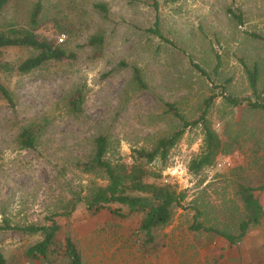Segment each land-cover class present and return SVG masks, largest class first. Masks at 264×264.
Segmentation results:
<instances>
[{"label":"rangeland","instance_id":"obj_1","mask_svg":"<svg viewBox=\"0 0 264 264\" xmlns=\"http://www.w3.org/2000/svg\"><path fill=\"white\" fill-rule=\"evenodd\" d=\"M232 11L241 13L240 22ZM156 19L162 38L148 30ZM11 27L29 30L75 57L49 60L22 73L18 65L38 51L1 48L0 82L12 100L0 93V226L5 220L49 226L48 217L72 197L105 184L100 173H85L76 165L88 158L94 135L108 134L109 158L129 164L134 148H150L178 127L166 103L193 120L205 99L215 95L208 124L229 144L213 163L196 174L188 168L203 146L204 131L197 125L185 130L166 161L147 165L160 174L157 182L184 194L185 208H175L170 221L155 229L154 241L145 242L138 230L142 213L112 203L126 215H88L79 204L70 216L52 218L60 229L48 264H68L61 248L67 236L82 264H264V217L234 245L190 228V207L199 205L204 210L199 221L235 232L242 217L239 182L264 183V117L232 107L222 94L256 98L241 60L248 67L258 64V90L264 86V40L251 36H264V0H9L0 11V29ZM92 36H101L102 43L88 44ZM216 55L221 63L214 72ZM132 67L145 86L135 82ZM77 89L82 102L72 111L69 100ZM44 121L35 148L22 147L21 129ZM255 161L262 166H253ZM258 197L264 209V190ZM44 235L0 229V251L8 264H47L26 255Z\"/></svg>","mask_w":264,"mask_h":264},{"label":"trees","instance_id":"obj_2","mask_svg":"<svg viewBox=\"0 0 264 264\" xmlns=\"http://www.w3.org/2000/svg\"><path fill=\"white\" fill-rule=\"evenodd\" d=\"M9 0H0V11ZM37 2L34 7V13L31 20L35 22L37 12L39 9ZM104 10L102 5H97ZM233 17L241 21V13L232 11ZM153 34L162 38V34L158 27V20L156 19L153 27L148 29ZM254 38L264 40V36L251 33ZM101 36H92L88 44L100 45L102 43ZM6 46H29L37 50V54L30 56L23 60L17 67V70L26 73L31 69L41 65L49 60H62L64 58H74V53H68L60 46H55L49 42L38 38V36L31 31L19 29L15 27L6 30L0 29V53L1 48ZM217 65L214 68L216 72L220 65V57L216 55ZM246 71L249 85L255 99L237 98L229 93H222L225 101L232 105V107H241L247 111H258L264 117V86L259 89V66L253 63L248 67L246 63L241 60ZM194 68L200 73L206 75L204 69L198 65L193 64ZM133 79L139 86H145L142 78L139 75L137 67H132ZM228 80H225L222 85L223 92H226V85ZM261 92V93H260ZM0 93L8 101L12 100L10 92L0 82ZM215 95L207 97L204 101L203 108L200 115L193 120L185 119L173 103H166V111L174 115L178 121V127L171 133L165 134L157 138L150 148L137 147L133 149L131 163H126L120 158H109L110 137L106 133H98L91 139L92 145L88 158L81 162H77V166L85 173H100L105 179V184L95 186L87 189V192L77 194L72 197L60 212L52 213L48 218L51 219V225L40 226L35 224L18 226L10 225L7 220L0 229H15L22 232L44 233V238L32 245L26 251V255L32 259H39L42 263H47L56 249L50 245L54 240V235L60 229V225L52 218L56 215L70 216L76 207L81 204L87 211L88 215H95L101 211L110 212L116 216L124 217L126 214L120 212V209H112L111 204L117 203L124 205L128 213H142L143 217L138 224V230L144 233L145 242L154 241V231L156 228L165 226L171 219L172 214L177 207L185 208L182 205L184 194L176 191V189L169 183H159L156 179L160 176L159 173L152 172L147 168V165L156 160L166 161L169 150L177 143L179 138L190 126L200 125L204 131L203 146L199 154L192 157L189 163V170L193 173H198L204 167L210 166L216 156L221 154L228 146L229 142L225 138H221L210 126L207 119V112L214 102ZM82 102V92L77 89L75 94L69 100V107L72 111L80 106ZM46 122L42 125L35 123L26 125L18 134L20 145L25 148H35L36 140L40 134V130L44 128ZM259 161V160H258ZM255 161L253 166L261 167L262 165ZM236 182L237 179H235ZM264 190V183L253 186L242 184L239 182L237 194L242 202L241 212L242 217L236 224V231H228L227 229H219L212 225H205L204 221L198 219L204 215V210L199 205H193L190 208L194 210L193 222L191 229L196 231L212 232L222 238L229 245H234L247 233L252 226L261 224L264 217V209L260 204L258 192ZM62 252L67 258L68 264H82L80 252L72 240L67 236L64 240V246L61 247ZM51 254V255H50ZM0 264H8L6 258L0 251Z\"/></svg>","mask_w":264,"mask_h":264}]
</instances>
